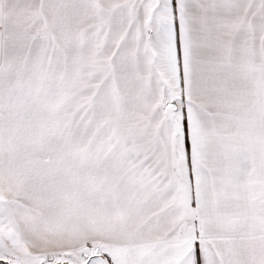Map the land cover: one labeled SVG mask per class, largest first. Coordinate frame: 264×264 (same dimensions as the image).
Returning a JSON list of instances; mask_svg holds the SVG:
<instances>
[{
  "label": "snow or ice",
  "instance_id": "6c2138e0",
  "mask_svg": "<svg viewBox=\"0 0 264 264\" xmlns=\"http://www.w3.org/2000/svg\"><path fill=\"white\" fill-rule=\"evenodd\" d=\"M0 264H264V0H0Z\"/></svg>",
  "mask_w": 264,
  "mask_h": 264
}]
</instances>
